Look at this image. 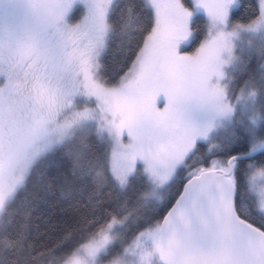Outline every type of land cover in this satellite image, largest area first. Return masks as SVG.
Returning <instances> with one entry per match:
<instances>
[{"label": "snow or ice", "instance_id": "1", "mask_svg": "<svg viewBox=\"0 0 264 264\" xmlns=\"http://www.w3.org/2000/svg\"><path fill=\"white\" fill-rule=\"evenodd\" d=\"M74 2L0 0V252H17L26 227L10 234L8 209L36 166L62 152L73 176L120 189L142 172L152 186L144 204L159 200L156 190L179 169L186 174L161 218L131 243L113 218L56 264H264V225L249 219V211L264 212V162L253 159L264 152V50H256L258 79L237 84L233 75L244 71L234 39L264 30V0L246 23L231 19L239 0H79L85 13L70 24ZM197 15L207 31L194 51H184ZM118 30L132 37L131 60L110 79L103 58ZM225 124L232 135L219 149H232L238 128L249 148L205 166L197 141L210 142Z\"/></svg>", "mask_w": 264, "mask_h": 264}, {"label": "trees", "instance_id": "2", "mask_svg": "<svg viewBox=\"0 0 264 264\" xmlns=\"http://www.w3.org/2000/svg\"><path fill=\"white\" fill-rule=\"evenodd\" d=\"M239 2L241 6L232 11L231 19L237 23H246L253 15L257 0H239ZM75 19L77 17L72 20ZM201 21H203L201 16L194 18L193 27L196 33L194 42L203 36ZM131 39L130 34L121 33L119 30L113 37L103 58L102 71L106 77L116 79L126 69L131 60L129 52ZM258 49L264 50V44L260 46L256 44L245 49L241 59L244 63V71L233 73L237 84H242L250 75L258 79V66L261 63L256 51ZM227 71H230V67ZM258 132L264 136V130L259 127ZM231 135L232 127L226 133L213 137L210 142L218 146L211 151L208 142H197L199 149L196 155L197 161L202 160L207 166L215 156L224 159L248 150L247 136L238 128L239 139L232 144V149L229 152L221 151L219 146L227 143ZM91 140L98 148H103V141H97L94 136ZM253 159L256 162H264V152H258ZM248 163L249 161H245L237 174L241 186L246 184L244 169ZM185 174V169H179L161 202L143 208L141 194L146 189L147 183L142 173L130 187L120 189L111 182L103 180L94 182L91 177L73 176L70 164L63 153H54L36 166L26 187L8 209V215L12 220L9 227L10 234L15 236L22 224L26 227L23 239L18 243L19 250L7 254L0 252V264H56V260L61 255L78 246V243L90 233L97 231L100 225H104L112 217L121 218L130 214L135 218L128 220L124 227L115 228L118 235L128 243L148 226V222L161 218L164 209L172 204L177 193L182 190ZM45 185L51 186L46 188ZM242 203L246 210L253 207L247 200ZM3 215L4 213H0V217ZM249 219L252 223L264 225V214L258 210L249 211ZM58 244L60 247H57Z\"/></svg>", "mask_w": 264, "mask_h": 264}, {"label": "rangeland", "instance_id": "3", "mask_svg": "<svg viewBox=\"0 0 264 264\" xmlns=\"http://www.w3.org/2000/svg\"><path fill=\"white\" fill-rule=\"evenodd\" d=\"M186 3H188V4H191V0H188V1H185ZM234 10V9H233ZM198 16H200V15H197L196 17H194V18H197ZM202 18H203V21H201V25H203V36L198 40V41H195L194 42V40L192 41V42H190L189 43V45H187V46H182V50H184V51H189V52H191V51H194L195 50V48L199 45V43L201 42V40L204 38V35H205V33H206V31H207V23H206V18L205 17H203V16H201ZM66 18H68V16L67 17H65V19ZM194 18H193V20H194ZM80 19H78V20H75V21H70V24H72V23H76V22H78ZM66 22H67V19H66ZM237 23V22H236ZM194 28V27H193ZM195 31V30H194ZM194 38V37H193ZM256 45V44H258V46H260L261 44L263 45L264 44V30H261V31H259V32H257V33H250V32H240L238 35H237V37L234 39V52L240 57V60L243 58V56H244V54H245V49H248V48H251V47H253L254 45ZM230 67V66H229ZM228 69V68H227ZM227 69H226V71H227ZM163 106V105H162ZM162 106H160V107H162ZM232 126H230V125H227V124H225L223 127H221V128H219V129H217L214 133H212V134H210V141H211V139L213 138V137H215L216 135H220V134H224V133H226L227 132V130L229 129V128H231ZM197 142H199V141H197ZM209 143V150L211 151V150H213V148H215L216 146H218L216 143H213V142H208ZM216 158H219V157H213L212 159H216ZM137 167L138 168H142V165L140 164V163H138L137 164ZM142 173V172H141ZM143 174V173H142ZM144 175V174H143ZM176 175V174H175ZM175 175L172 177V179L166 184V185H164L163 187H161V188H158L156 191H157V194H158V196L160 197V199L159 200H157L156 198H150L148 201H147V204H144V202H143V200L141 199V206L143 207V208H145L146 206H149V205H153L154 203H159V202H161V200L163 199V197L165 196V193H166V190H167V187L169 186V184L171 183V181L174 179V177H175ZM145 176V175H144ZM145 178H146V176H145ZM259 183H262V184H264V181H259ZM151 188H152V186H151V184H148L147 183V186H146V189L142 192V194H141V197H142V195H143V193L145 192V191H151ZM262 214H264V212H261ZM113 218H115L116 219V221H117V223L116 224H114L113 225V228H114V230H115V228L116 227H124L125 225H126V222L129 220H132V219H134L135 218V216L134 215H127V216H124V217H121V218H118V217H112L110 220H108V222H106L104 225H106V224H108V223H111L112 222V220H113ZM148 227V226H147ZM146 227V228H147ZM144 229H142L141 231H143ZM139 234V232L136 234V235H138ZM135 235V236H136ZM134 236V237H135ZM133 237V238H134ZM132 238V239H133ZM132 242V240L130 241V242H128V243H131ZM127 244V243H126ZM126 244H125V246H126Z\"/></svg>", "mask_w": 264, "mask_h": 264}, {"label": "flooded vegetation", "instance_id": "4", "mask_svg": "<svg viewBox=\"0 0 264 264\" xmlns=\"http://www.w3.org/2000/svg\"><path fill=\"white\" fill-rule=\"evenodd\" d=\"M84 13H85L84 5L81 4L79 0H75V2L70 7L68 13L66 14V17L68 16V18H66L67 22L70 23V21L73 22L75 20L80 19ZM75 17H77V19L72 20ZM162 105H163V101L162 100L160 102L158 101V106H162Z\"/></svg>", "mask_w": 264, "mask_h": 264}, {"label": "water", "instance_id": "5", "mask_svg": "<svg viewBox=\"0 0 264 264\" xmlns=\"http://www.w3.org/2000/svg\"><path fill=\"white\" fill-rule=\"evenodd\" d=\"M258 152H259V151H258ZM258 152L254 153L253 156H254L255 154H257Z\"/></svg>", "mask_w": 264, "mask_h": 264}]
</instances>
